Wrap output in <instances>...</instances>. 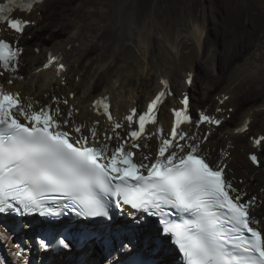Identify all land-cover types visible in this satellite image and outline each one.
Masks as SVG:
<instances>
[{
    "label": "bare ground",
    "instance_id": "bare-ground-1",
    "mask_svg": "<svg viewBox=\"0 0 264 264\" xmlns=\"http://www.w3.org/2000/svg\"><path fill=\"white\" fill-rule=\"evenodd\" d=\"M72 1L40 0L31 10L11 12L10 18L28 21L22 33L0 22V37L21 49L14 72L0 69V86L13 95L18 93L22 103L31 102L37 109L59 108L57 119L68 120L70 131L80 127L81 132L74 136L83 134L91 140V131L95 130L97 139L109 147L125 144L136 152L138 162L148 163L143 160L144 156L157 157L161 138L172 139L175 126L177 133L184 134L183 140L176 137L178 143L195 146L211 164L223 168L227 178L235 181V193L244 202L255 198L252 215L260 221L258 228L264 233V141L260 145L255 143L264 137V25L261 20L247 17L248 26L232 21L228 28L216 24L210 36L211 17L206 13H167L165 18L163 13H154L153 18L147 13H128L118 17L116 13H103L106 9L102 8L105 5H98L100 0L87 8L90 10L74 13ZM234 14L239 17V13ZM84 19L87 21L80 23ZM48 20L54 29L43 33ZM104 26L111 29L97 34ZM64 28H67L65 32ZM44 34H48L47 40ZM233 40L236 43L227 48L225 44ZM104 44L106 49H96L97 45L100 48ZM48 55L63 64L59 74L56 65L45 68ZM204 57L210 59L207 69L214 75H210L209 82L198 86L196 71L203 66ZM84 59H91L86 74L80 76L83 63L80 68L69 70V75L64 74L67 62L74 64ZM97 71L100 74L94 80ZM78 75L79 79L75 80ZM193 87L196 89L192 90ZM161 92L164 96L153 110L154 122H147L141 136L132 141L129 133L139 130L138 115L131 124L126 117L133 109L137 114L146 112L148 104ZM186 97L192 99L188 107L182 103ZM100 98H107L111 120L94 106ZM199 108L200 113H196L195 109ZM174 111H184L190 119L176 125ZM201 114L221 123L200 121ZM116 123L121 127L113 130ZM241 128L244 130L239 131ZM106 136L111 139L105 140ZM133 143L139 147L133 148ZM250 153L258 155L259 166L249 160ZM119 224L128 230L122 232V228L115 229L113 224L112 231L131 241L126 243L127 248L119 245L121 254L132 251L135 245L146 244L143 253L151 248V238H145L153 232L152 223L144 224L132 215L121 219ZM112 231L107 243L116 240ZM101 241L102 238L90 240L91 246L87 243L79 251L83 254L81 264H100L99 257L104 255ZM0 244L6 252L10 251L12 242L7 233L0 232ZM165 247L162 245L152 258H160L158 264H174L175 254L165 251ZM117 249L111 251L112 257L117 255ZM65 255H54L51 260L46 254L44 260L49 259L48 264H63Z\"/></svg>",
    "mask_w": 264,
    "mask_h": 264
},
{
    "label": "snow or ice",
    "instance_id": "snow-or-ice-1",
    "mask_svg": "<svg viewBox=\"0 0 264 264\" xmlns=\"http://www.w3.org/2000/svg\"><path fill=\"white\" fill-rule=\"evenodd\" d=\"M39 2L25 0L22 7L31 10ZM6 11L11 8L0 5V22L22 33L28 21L9 18ZM20 52L0 40V69L14 72ZM54 63L56 58L50 56L45 68ZM63 67L57 64V74ZM163 96L159 93L146 112L137 114L133 109L126 117L130 124L134 116L139 117V130L129 133L132 141L141 136L147 122H154L153 110ZM106 99L94 106L102 104L111 120ZM182 103L188 105L187 97ZM59 114V108L37 109L31 102L22 103L18 93L13 95L0 86V214L55 217L68 210L78 217H108L114 201L118 209L127 205L136 213L159 217L164 239L170 234L182 253L183 264H264V235L253 227L260 224L252 215L255 198L244 202L241 195H233L236 189L224 169L211 165L195 146L178 143L176 137L183 140L184 134L177 133L175 126L172 139L161 138L157 157L144 156L148 163H137L125 144L110 149L97 139L95 130L91 140L83 134L74 136L81 132L80 127L70 131L69 121L58 120ZM174 115L176 125L190 119L184 111H174ZM200 121L221 123L203 114ZM120 127L116 123L113 130ZM262 141L264 137L255 143ZM132 147L139 145L133 143ZM251 159L257 161L254 155ZM40 244L48 247L43 240ZM57 244L70 246L65 239ZM22 254V250L16 252L17 256Z\"/></svg>",
    "mask_w": 264,
    "mask_h": 264
},
{
    "label": "rangeland",
    "instance_id": "rangeland-1",
    "mask_svg": "<svg viewBox=\"0 0 264 264\" xmlns=\"http://www.w3.org/2000/svg\"><path fill=\"white\" fill-rule=\"evenodd\" d=\"M98 1L99 0H74L72 1V3H70V6L72 9L74 8L73 9L74 13H84L85 10L86 11L90 10V9H87V8H90V5L92 6L94 2L97 3ZM98 3L97 4L100 5L101 7L105 5V7H102L106 9V11L103 10V13H116L117 14L116 16L119 15L118 17H124L128 13H147V16L149 18H153L154 13H163L164 18L167 16V13H180V14L206 13L211 17L210 25L212 27H210L209 32H208L210 36L211 35L213 36V33H214L213 31L215 30L214 25L216 24H219L223 28L224 27L228 28L230 25L229 24L230 22L237 21L241 26H248L249 19L250 17L253 18V16H255L258 20L260 19L264 25V0H100ZM49 13H52L51 9L49 10ZM234 13H239V17H235ZM250 13H252L253 15L251 16ZM245 17L246 18L248 17L249 19L247 18L248 20H246ZM86 21L87 20L84 19L80 23L82 22L84 23ZM46 22L47 23L44 28L45 31L43 33H47V32L50 33L49 29L52 28V31H53L54 27L51 21L48 20ZM108 27L109 26L107 27L104 26L103 28L100 29V31H98L97 34L102 33L103 31H106V30L107 31L110 30L111 27L109 28ZM67 28H64L62 31L65 32ZM44 39L46 40L48 39V34H44ZM92 43L93 41L90 40L89 44L91 45ZM235 43L236 41L233 40L231 44L226 43L225 46L229 48L231 47V45ZM105 45L106 44H104V47L100 46V48L97 45L96 49H100V50L106 49L107 46ZM80 60L76 61V63L74 64H72V61L67 62L65 65L66 68L64 70V74L69 75L70 74L69 70H71L72 68H80L79 67L80 63H83L81 70H80V76L81 75L83 76L84 74H86V69L91 65V59L89 60L84 59L82 61ZM202 60H203V63H202L203 66L197 69L196 71L197 79H198V86L199 85L201 86V84H204L205 82H209L210 75L211 76L214 75L213 73L211 74L208 71L209 69H207L210 67L209 66L210 59L204 57ZM91 70H94V66H92ZM99 74H100V71H97L96 75L94 76V80L99 76ZM130 76L133 77V75H130ZM78 79H79V75H78V78L75 77V80H78ZM190 84L191 82L188 83L189 86ZM194 88L195 87H193L192 90H194ZM132 90L133 89L131 88V91ZM192 90L190 89L191 94L193 93ZM169 97H171V95L167 96V98ZM187 99H188V105H189L192 99L191 98H187ZM110 105H111V102H110ZM200 111H201L200 108L195 109L196 113H200ZM101 261L102 260L100 258V264L102 263Z\"/></svg>",
    "mask_w": 264,
    "mask_h": 264
}]
</instances>
